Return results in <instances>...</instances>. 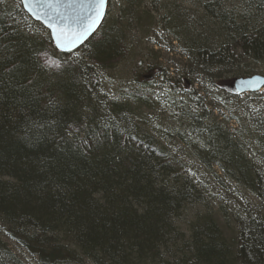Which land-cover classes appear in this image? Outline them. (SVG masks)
<instances>
[{"label": "trees", "instance_id": "1", "mask_svg": "<svg viewBox=\"0 0 264 264\" xmlns=\"http://www.w3.org/2000/svg\"><path fill=\"white\" fill-rule=\"evenodd\" d=\"M126 1L131 10L134 0ZM240 1L241 11L227 0H201L200 6L214 22L216 39L260 62L264 0ZM132 12L106 17L102 31L80 48L81 58L69 59L49 37L22 31L20 20L28 17L22 7L0 0V223L6 235L39 264H264V218L250 217L235 250L211 215L193 224L188 237L180 232L176 220L185 206L204 199L199 185L149 135L129 132L97 108L93 92L100 79L93 66L110 69L128 55L122 24ZM215 51L200 44L194 58L206 69L235 58V51ZM133 76L144 90L126 94L142 99L152 81L137 69ZM234 81L216 84L236 96ZM113 104L119 115L124 107ZM262 113L235 135L195 120L185 142L260 198ZM0 264L23 263L0 241Z\"/></svg>", "mask_w": 264, "mask_h": 264}, {"label": "rangeland", "instance_id": "2", "mask_svg": "<svg viewBox=\"0 0 264 264\" xmlns=\"http://www.w3.org/2000/svg\"><path fill=\"white\" fill-rule=\"evenodd\" d=\"M1 1L13 8L21 6L20 0ZM200 2L134 0L130 10L126 0H109L104 19L114 16L119 20L126 9L133 11L122 24L128 55L110 69L93 66L100 79L93 97L100 101L97 108L106 113L107 118L121 119L131 133L149 135L159 148L181 161L187 175L199 185L204 199L201 203L185 206L176 220L180 232L188 237L193 224L211 215L226 242L235 250L240 230L250 217L264 218V196L260 198L238 186L214 161L196 157L194 149L185 142L191 139L192 129L198 126L195 120L203 125H218L235 135L241 131V124H250L254 117L263 115L264 88L257 93L231 96L217 84L223 82L230 87L233 79L264 77V60L254 62L243 58L234 47L235 43L216 39L214 22L205 16ZM226 3L242 10L240 0H227ZM32 23L31 18H23L20 28L32 36L37 31L39 37L50 38L46 29L34 30ZM101 25L96 33L102 31ZM204 43L211 51L228 50L231 55L235 51V58L227 67L203 68L194 55L197 47ZM81 52L78 49L66 56L81 58ZM136 69L138 73L146 72L145 79L152 81L142 99L126 94L132 89L144 90L134 82L133 71ZM113 103L124 107L123 111L119 110V115L113 113L117 107ZM260 161L255 159L256 163ZM0 241L23 264H39L35 257L8 238L1 223ZM84 264L91 263L84 260Z\"/></svg>", "mask_w": 264, "mask_h": 264}, {"label": "water", "instance_id": "3", "mask_svg": "<svg viewBox=\"0 0 264 264\" xmlns=\"http://www.w3.org/2000/svg\"><path fill=\"white\" fill-rule=\"evenodd\" d=\"M20 1L22 9L26 15L34 22L40 23L47 29L54 48L62 54H67L80 49L96 33L104 19L108 2V0H106L104 14L98 21L95 31L71 51H61L59 48H57L56 42L52 38L50 29L46 27V22L49 20V18H51L53 22L63 21V23H69L75 21L81 16L87 15L89 12H91V9L88 8V0H59L58 3H53L51 7L47 3L43 2V0H32V2L27 4L24 3V0ZM233 87L235 92L239 95L257 93L262 88H264V77L256 75L250 78L236 79L233 83Z\"/></svg>", "mask_w": 264, "mask_h": 264}, {"label": "snow or ice", "instance_id": "4", "mask_svg": "<svg viewBox=\"0 0 264 264\" xmlns=\"http://www.w3.org/2000/svg\"><path fill=\"white\" fill-rule=\"evenodd\" d=\"M29 2L32 0H24L26 4ZM43 2L51 7L53 3H58L59 0H43ZM105 3L106 0H88V8L91 9V12L69 23L53 22L49 18L46 27L50 29L57 48L61 51H71L87 39L95 31L98 21L103 16Z\"/></svg>", "mask_w": 264, "mask_h": 264}, {"label": "bare ground", "instance_id": "5", "mask_svg": "<svg viewBox=\"0 0 264 264\" xmlns=\"http://www.w3.org/2000/svg\"><path fill=\"white\" fill-rule=\"evenodd\" d=\"M20 3H21V1H20ZM22 7V6H21ZM104 20V19H103ZM33 21V20H32ZM34 22V21H33ZM103 22V21H102ZM36 23V22H35ZM38 24H40V23H38ZM41 25V24H40ZM43 26V25H42ZM44 27V26H43ZM45 28V27H44ZM46 29V28H45ZM47 30V29H46Z\"/></svg>", "mask_w": 264, "mask_h": 264}]
</instances>
